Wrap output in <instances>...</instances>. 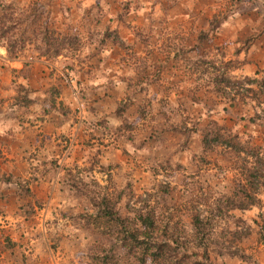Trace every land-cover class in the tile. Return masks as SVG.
Listing matches in <instances>:
<instances>
[{"label": "rangeland", "instance_id": "1", "mask_svg": "<svg viewBox=\"0 0 264 264\" xmlns=\"http://www.w3.org/2000/svg\"><path fill=\"white\" fill-rule=\"evenodd\" d=\"M5 59L23 67L4 75ZM0 76L17 101L54 104L72 120L62 142L73 132L91 151L57 163L65 206L24 209L33 235L1 233L2 261L264 264V0H0ZM110 131L125 155L102 166ZM135 135L159 147L137 155ZM30 237L34 262L17 248Z\"/></svg>", "mask_w": 264, "mask_h": 264}, {"label": "crops", "instance_id": "2", "mask_svg": "<svg viewBox=\"0 0 264 264\" xmlns=\"http://www.w3.org/2000/svg\"><path fill=\"white\" fill-rule=\"evenodd\" d=\"M3 62L5 67L1 70L4 75L12 74L15 71L13 67H17V70L23 67L21 62L15 64L9 59ZM14 102V91L10 83L4 80V84L0 83V234L5 235L4 239L10 237L20 241L19 236L29 232V228L24 226V209L45 207L50 210L52 207H64L66 200H58L53 194L73 191L71 186L64 183V170L55 168L57 163L69 167L88 163L91 151L88 145L79 144L78 137L73 132L69 134V142H62V133L68 129L72 120L64 117V113L57 107L41 106L38 103L18 105ZM83 109L85 117V105ZM56 119L58 123L53 121ZM78 125L74 123L71 129L77 130ZM110 132L112 135H106L102 139L104 142H101L104 144L100 145L99 162L102 166L115 163L112 158L115 154L125 155V149L121 146L122 137L117 134L119 132ZM134 138L129 143L133 153L137 155L144 153L149 145L159 147V141L154 142L151 138L146 140L137 138L136 135ZM98 146L99 144L96 145ZM29 233L33 235L32 231ZM38 241L36 237L23 238L20 243L25 248H21V244L17 248L24 250L27 247L30 260L34 262L37 253L32 247L37 246ZM0 248L2 258L10 255L9 251ZM60 259V253L54 254L55 262L58 263ZM0 264L7 263L0 259Z\"/></svg>", "mask_w": 264, "mask_h": 264}, {"label": "trees", "instance_id": "3", "mask_svg": "<svg viewBox=\"0 0 264 264\" xmlns=\"http://www.w3.org/2000/svg\"><path fill=\"white\" fill-rule=\"evenodd\" d=\"M8 7H13V4H11V6L9 5ZM7 7V8H8ZM40 14V13H39ZM55 54L57 55L56 57H54V58H57V57H59V56H61V52H59L58 50H56V52H55ZM251 81H254V80H251ZM54 92H56V95L59 93L58 92V90L57 89H54V91H53V93ZM51 90H49V95L51 96ZM51 99H52V101H55V97H51ZM15 101H16V104H18V105H30V104H32V102L30 101H27L26 103H21V101H17L16 100V97H15ZM55 103V102H54ZM51 107H55V105L54 104H51ZM134 139V138H133ZM215 142H220V137L219 136H217L216 138H215V140H214ZM221 144H223V145H226V146H228V147H233L234 146V144H232L230 141H228V140H222L221 141ZM240 151V150H239ZM252 151V150H251ZM251 151H249V152H251ZM253 156L255 155L254 153L252 154ZM254 177L255 178H257V177H259L257 174H255L254 175ZM245 194V198L249 201V199L251 200V205H255L256 203H257V201H258V199H257V195H258V193H256L255 195L256 196H253L252 195V193L251 192H245L244 193ZM240 209H246V208H240ZM142 219H144V218H142ZM147 222V221H146ZM200 223H201V220H200V218H197V220H196V226H198L199 227V225H200ZM148 226H152V224H150V225H148ZM147 226V227H148ZM148 229V231L149 230H151V228H147ZM146 234V233H145ZM132 239H133V241L136 243V244H144V245H146L145 244V242L144 243H140L139 242V240H138V237L137 236H135V235H132ZM154 246H157V244H154ZM158 248V252L156 253V254H154L155 256L156 255H158L159 253H160V250H161V248H160V246H158L157 247ZM157 257V256H156ZM207 258H208V256H207Z\"/></svg>", "mask_w": 264, "mask_h": 264}]
</instances>
